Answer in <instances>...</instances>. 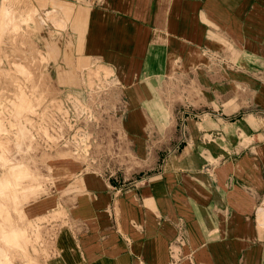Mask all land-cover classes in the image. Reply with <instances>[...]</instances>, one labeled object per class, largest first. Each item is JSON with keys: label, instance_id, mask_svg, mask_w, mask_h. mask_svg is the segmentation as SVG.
<instances>
[{"label": "crops", "instance_id": "0c3cea01", "mask_svg": "<svg viewBox=\"0 0 264 264\" xmlns=\"http://www.w3.org/2000/svg\"><path fill=\"white\" fill-rule=\"evenodd\" d=\"M0 1L94 133L27 205L46 264H264V0Z\"/></svg>", "mask_w": 264, "mask_h": 264}, {"label": "rangeland", "instance_id": "374dc122", "mask_svg": "<svg viewBox=\"0 0 264 264\" xmlns=\"http://www.w3.org/2000/svg\"><path fill=\"white\" fill-rule=\"evenodd\" d=\"M32 18L25 22V30L0 25V180L9 182L6 193L0 188V230L8 224L4 207L11 224L25 233L18 248L0 236L1 264H46L52 235L46 226L49 218L34 221L27 205L48 193V174L56 157L79 161L97 157L91 151L94 133L86 132L79 115H71V106L80 110L82 104L71 100V95L65 99L45 68L48 58L34 40ZM23 69L30 73H23ZM22 90L26 96L19 104L26 106L18 107ZM6 229H10L9 224Z\"/></svg>", "mask_w": 264, "mask_h": 264}, {"label": "bare ground", "instance_id": "6f19581e", "mask_svg": "<svg viewBox=\"0 0 264 264\" xmlns=\"http://www.w3.org/2000/svg\"><path fill=\"white\" fill-rule=\"evenodd\" d=\"M1 2V1H0ZM3 2V1H2ZM1 4V3H0ZM7 3H3V5H2V11H4V13H6V11L8 10L7 9ZM33 14V13H32ZM24 17V16H23ZM6 18V17H5ZM30 18V17H29ZM11 19V18H10ZM29 19L28 18H26L25 19V21H28ZM31 20V19H30ZM2 21V20H1ZM24 21V22H25ZM4 22V21H3ZM2 22V23H3ZM6 22V21H5ZM4 22V23H5ZM13 22V21H12ZM8 23V22H7ZM4 25V24H3ZM5 26H6V24H5ZM13 26H14V28H17V24L14 22V24H13ZM3 27V26H2ZM10 29V28H9ZM7 30V29H6ZM1 32V31H0ZM15 64V63H14ZM22 72L23 73H30L29 71H26L25 69H23L22 70ZM25 93V94H24ZM21 96H23V97H21ZM24 96H26V91H24V90H22L21 91V95H19V97H20V99H19V97H18V99H19V102H18V104H16V105H19L18 107H21V106H23L22 104L24 103H22L21 105L19 104L21 101H22V99H24ZM24 106H26V105H24ZM23 106V107H24ZM8 184H9V182H8V180H0V188L2 189L3 188V193H6V188L8 187ZM2 207L3 206H1V209H2ZM3 212H5V215H3V217H4V219H5V221H6V223H8L9 224V228L10 229H6L5 230V228H6V226H8V224H4V225H2L3 227L1 228V230H0V236H2V239L4 240V242L6 243V244H8V245H11L12 247H14V248H18L19 247V243H20V237L21 236H25V233H22V229L20 228V227H18V226H14L13 224H11V221H10V216L8 215V212H6V210H5V208L3 207ZM2 251H3V249H2V247L0 246V254H2ZM5 259H7V257H5ZM1 263H4L3 261H1L0 262V264Z\"/></svg>", "mask_w": 264, "mask_h": 264}]
</instances>
